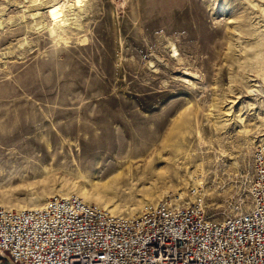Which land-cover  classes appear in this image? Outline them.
Returning a JSON list of instances; mask_svg holds the SVG:
<instances>
[{"label": "rangeland", "instance_id": "rangeland-1", "mask_svg": "<svg viewBox=\"0 0 264 264\" xmlns=\"http://www.w3.org/2000/svg\"><path fill=\"white\" fill-rule=\"evenodd\" d=\"M263 138L264 0H0V206L223 219Z\"/></svg>", "mask_w": 264, "mask_h": 264}, {"label": "built area", "instance_id": "built-area-1", "mask_svg": "<svg viewBox=\"0 0 264 264\" xmlns=\"http://www.w3.org/2000/svg\"><path fill=\"white\" fill-rule=\"evenodd\" d=\"M251 153V206L223 219L167 201L115 215L75 194L0 206V264H264V141Z\"/></svg>", "mask_w": 264, "mask_h": 264}, {"label": "bare ground", "instance_id": "bare-ground-1", "mask_svg": "<svg viewBox=\"0 0 264 264\" xmlns=\"http://www.w3.org/2000/svg\"><path fill=\"white\" fill-rule=\"evenodd\" d=\"M58 17H60V15H58ZM62 17H63V16H62ZM63 22H65V20H63ZM263 139H264V138H263ZM78 197H79V196H78ZM81 199H82V198H81ZM82 201L86 202V201L83 200V199H82ZM167 202H168V201H167ZM86 203H88V202H86ZM168 203H169V202H168ZM96 205H97V204H96ZM149 205H151V204H147V205L144 207V209L147 208ZM40 206H41V205H40ZM98 206H99V205H98ZM5 207H7V206H5ZM36 207H38V206H36ZM10 208H11V207H10ZM144 209H143V210H144ZM143 210H142V212H143ZM121 216H122V215H121Z\"/></svg>", "mask_w": 264, "mask_h": 264}]
</instances>
